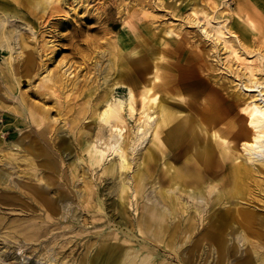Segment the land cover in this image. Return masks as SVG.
<instances>
[{
    "label": "bare ground",
    "instance_id": "obj_1",
    "mask_svg": "<svg viewBox=\"0 0 264 264\" xmlns=\"http://www.w3.org/2000/svg\"><path fill=\"white\" fill-rule=\"evenodd\" d=\"M55 1L0 0V117L8 121L0 126V204L29 214L5 223L4 238L31 244L45 264H174L163 248L181 264H264V77L249 71L243 83L210 85L202 74L213 67L209 51L202 56L173 38L172 24L156 32L133 21L100 52L108 53L107 71L81 86L71 65L45 63L48 43L39 47L34 34L17 36L8 25L19 15L13 2L44 14ZM149 1L174 17L188 5L192 14L204 12L197 0ZM252 1L237 2L243 22L235 12L215 31L196 21L200 36H215L213 48L220 41L240 60L259 31ZM258 52L264 69V47ZM36 77L32 91L23 89L24 79ZM121 86L129 89L125 99L115 93ZM104 202L144 241L112 227ZM5 219L0 213V226ZM189 239V248H179ZM72 243L85 248L78 257L60 250Z\"/></svg>",
    "mask_w": 264,
    "mask_h": 264
},
{
    "label": "rangeland",
    "instance_id": "obj_2",
    "mask_svg": "<svg viewBox=\"0 0 264 264\" xmlns=\"http://www.w3.org/2000/svg\"><path fill=\"white\" fill-rule=\"evenodd\" d=\"M182 1L184 0H174L178 6L181 5ZM197 1L200 4L199 8L204 9V12L199 11L192 14L191 6L188 5L182 10L181 17H174L171 13H166V10L161 7H153L149 0H56L47 8L44 14L40 11L38 14H35L26 5L20 6L16 2H13L11 8H17L19 15L10 17L11 21L8 25L15 27L17 36L22 32L34 34L39 47L48 43L45 50L42 48L41 52L42 54L47 52L52 58L48 59L44 56L45 63L50 68H57L62 61L65 62V67L71 65V69L79 73L82 80L80 85L84 87L92 83L91 81L96 78L97 73H100L101 76L107 71L108 53L105 52L100 57V52L104 51L123 32L125 26H128L130 23L132 24L133 21L154 25L156 32H160L163 26L172 24L178 33L173 38L175 37L183 45L189 46L191 51L197 52L199 50L200 52H197L199 54L201 52L203 54V49L209 51L212 57L207 56V58L209 62L213 63V67L208 71L206 65V70L202 71V74L205 75L210 85L221 87L219 86L220 84L214 83L215 79L226 83L228 87L230 84L235 83V81L243 83L244 78L242 74L243 72L249 73V71H257V77H264L263 60L258 52L260 48L264 47V0H253L249 6L250 9L254 10L255 15L253 17L259 27V31L255 34L256 39H250L246 42L245 47H247L248 53H242L240 60L234 57V53L230 54L226 46L222 47L220 41L218 43L220 44V48H213L211 41L212 39L214 40L215 36H200L199 26L195 23L196 21L201 22V24L203 22L211 31H215L220 26L216 21L221 19L227 24L228 21L224 20L228 15L231 18L233 12L237 13L235 15L236 19L243 22V17L237 8L238 0ZM192 3L196 4V0H193ZM133 9L140 11L133 14L131 13ZM238 14L241 15L240 18ZM190 15L195 18V21L189 20ZM211 15L215 16L214 20L209 19ZM31 26H33L32 30L30 29ZM226 36L228 39L231 38V42L240 45L233 35L227 34ZM168 38L171 41L174 40L172 37L168 36ZM186 39H190V42L187 43ZM205 42H208L210 45L204 48L203 43ZM222 42H224V38ZM3 54V52H0V65L4 63ZM96 59L99 60L98 63L95 62ZM233 80L234 82L232 83L231 81ZM38 82L37 77L24 79L22 82L23 89L32 91V85ZM103 93L104 90L101 87L98 96H101ZM115 93L118 97L125 99L129 96V89L128 87L121 86ZM78 100H83V98L80 97ZM46 102L49 105H55L56 108L61 105V102L60 104H56L53 98L47 99ZM0 111L3 112V109H0ZM91 121L92 119L88 118L85 120V123L90 124ZM7 122L6 116L0 117V126H4ZM93 129H95L94 125ZM15 132L16 127L14 126L6 131L8 134V144H11ZM148 141L147 139L145 144ZM110 182L109 180L101 182L99 187L102 195L108 191L105 188ZM148 186L150 190L153 189L150 183H148ZM103 196H106V194ZM109 196L117 198L116 193H109ZM106 204L104 202L105 216L108 220L112 221L110 223L111 226L122 230L132 237L134 234L131 228L115 221L113 213L115 211L107 208ZM73 207L77 208V212L80 215L79 219L81 220L83 218V215H81L83 213L82 207L77 201L73 203ZM129 208L134 216L132 207ZM0 209L2 210L0 213L6 216L5 221L0 226V264H45L43 262L44 258L39 256V251H32L33 247L31 244H24L21 241H9L4 238L3 233L9 230L5 227V223L8 224L13 218L26 217L29 214L25 213L20 206L15 205L0 204ZM136 216L133 217L134 220ZM132 239L136 243L144 241L138 240L136 237H132ZM73 243L64 249H60L62 254L65 255L72 252L78 257L85 248L82 246L75 248L76 246ZM189 243L190 239L179 248H189ZM21 247L25 250H20L19 248ZM13 253L16 254V257L12 255ZM161 253L166 260L172 261L174 264L182 263H180L177 256L175 257V254L166 255L165 248L162 249Z\"/></svg>",
    "mask_w": 264,
    "mask_h": 264
}]
</instances>
